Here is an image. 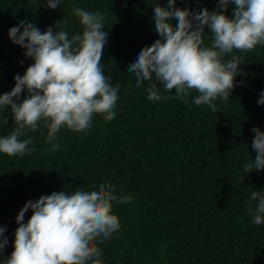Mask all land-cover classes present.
<instances>
[{"label":"trees","instance_id":"trees-1","mask_svg":"<svg viewBox=\"0 0 264 264\" xmlns=\"http://www.w3.org/2000/svg\"><path fill=\"white\" fill-rule=\"evenodd\" d=\"M46 2L0 0V95L11 91L15 75L22 76L34 62L11 41L9 29L33 21L43 32L66 20L70 38L82 34L75 4L106 16L102 30L109 35L101 63L105 75L121 83L120 99L112 121L94 114L86 133L62 128L56 141L62 147L55 152H47L51 145L41 122L20 138L31 137L34 152L0 153V226H6L8 238L0 264L14 250L16 217L28 200L54 191L98 190L109 182L115 194L133 200L113 202L121 228L102 244L97 238L103 264H264V224L252 222L247 205L253 191L264 192V170L244 172L257 155L252 129L264 131V105L257 103L264 91V46L225 56L241 58V73L228 103L214 101L216 113L192 103L195 91L187 104L163 89L159 93L168 99L150 101V82L137 88L127 70L142 48L160 38L154 31V0H60L56 9L42 6ZM157 2L167 6V0ZM176 7L215 10L217 0H177ZM232 11L230 6L227 14ZM212 40L206 33L205 45ZM14 127L10 106L0 108V137ZM31 215L30 209L25 223Z\"/></svg>","mask_w":264,"mask_h":264},{"label":"clouds","instance_id":"clouds-1","mask_svg":"<svg viewBox=\"0 0 264 264\" xmlns=\"http://www.w3.org/2000/svg\"><path fill=\"white\" fill-rule=\"evenodd\" d=\"M176 3L167 0L163 6L154 0V31L160 38L142 48L127 72L135 75L137 88L150 82L146 90L150 101L168 99L160 95L159 89H163L175 91L171 98L187 104L195 91L199 94L192 103L207 105L216 113L214 101L228 103L241 73V58L225 60V56L234 50L246 53L264 46V0H217L215 10L178 8ZM59 5L60 0H47L42 6L56 9ZM230 6L231 16L227 14ZM73 15L83 32L71 38L65 30L66 20H57L43 32L33 21H21L9 29L11 41L25 49L24 55L34 62L22 76L15 75L11 91L0 95V108L10 106L15 124L9 135L0 137V153L23 157L34 152L35 148L29 147L32 138H20L35 132L41 122L47 128L46 143L51 145L47 152H55L62 147L56 141L65 126L86 133L94 114L104 115L107 121L117 116L121 83L105 75L101 63L109 35L102 30L106 16L75 4ZM209 32L213 40L206 46L204 36ZM257 103L264 105V91ZM252 131L256 135L251 148L257 155L244 166L246 173L264 170V131L258 126ZM114 187L109 182L98 190L54 191L28 200L16 217L19 226L14 250L2 264H103L97 238L102 244L121 228L112 211L113 202L128 204L133 200L131 195L115 194ZM247 205L252 222L264 224V192L253 191ZM30 209L32 215L25 223ZM6 231V226H0V256L8 245Z\"/></svg>","mask_w":264,"mask_h":264}]
</instances>
